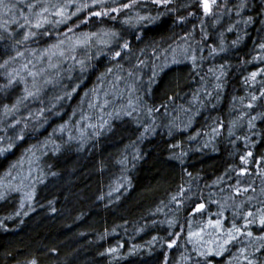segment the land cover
I'll use <instances>...</instances> for the list:
<instances>
[{"label": "trees", "instance_id": "obj_1", "mask_svg": "<svg viewBox=\"0 0 264 264\" xmlns=\"http://www.w3.org/2000/svg\"><path fill=\"white\" fill-rule=\"evenodd\" d=\"M25 1L0 19V264H264V0H72L60 23L71 0ZM68 37L87 44L32 91L23 58Z\"/></svg>", "mask_w": 264, "mask_h": 264}, {"label": "rangeland", "instance_id": "obj_2", "mask_svg": "<svg viewBox=\"0 0 264 264\" xmlns=\"http://www.w3.org/2000/svg\"><path fill=\"white\" fill-rule=\"evenodd\" d=\"M89 1V0H86ZM93 0H90L88 3H90ZM97 5L96 7H100L101 3L99 4H93ZM104 3V2H103ZM102 3V4H103ZM4 4L7 6V10L5 8L0 7V19L8 21L7 23L11 22L13 19V22L17 20V18H14V13H12L10 6L12 4H15L18 6L20 9L26 4L25 0H4ZM32 5H34L35 9H39L41 6V3L35 2V0H32ZM68 5V6H67ZM66 5V12H69V10H74L73 12L77 11V8H83L82 4L80 3H75L72 0L67 2ZM75 5V9H73V6ZM210 9H211V4H209ZM100 7L99 9H101ZM54 11V17H57L56 19L53 18V21L57 22L58 19L60 20L61 16L55 15L57 11V7L53 10ZM65 12V13H66ZM24 19V18H23ZM31 21V24H33V19H29ZM87 41L85 39H79V38H65L60 41L54 42L51 46L39 49L36 52H32V54H29L27 57L23 58V61L31 64L32 67L30 66V69H32V72L29 73V77L32 78V91L34 89L35 85V80H37L36 77L46 75L49 73L50 70H54L58 65H64V64H71L76 60V56L79 54L78 51L80 48H83L86 46ZM27 64V66L29 65ZM37 64V65H36ZM29 68V66L27 67ZM37 72H40L39 75H37ZM32 75V76H31ZM18 78V75L15 77ZM40 81H47V79H42ZM131 102V98H129L128 94L123 95V93L120 95L119 92H116L112 98H109L108 96H103L102 100L98 103L97 106H95L94 109L96 111V114H94L95 118L102 122L104 121L106 115L109 113H113L117 111L118 113L125 112L127 109L128 104ZM95 105V104H94ZM84 116V115H83ZM89 115L85 114V116L82 118V122H78V124L74 127L75 135L78 137H84L87 131L90 129H94L97 123H95L94 120L89 119ZM16 174V173H15ZM12 174L10 175V180L13 184L18 185L17 181V174L16 175ZM10 182V183H11ZM27 184V183H26ZM26 184H24L26 186ZM31 187V184L29 188ZM24 192V191H23ZM26 199V198H25Z\"/></svg>", "mask_w": 264, "mask_h": 264}, {"label": "snow or ice", "instance_id": "obj_3", "mask_svg": "<svg viewBox=\"0 0 264 264\" xmlns=\"http://www.w3.org/2000/svg\"><path fill=\"white\" fill-rule=\"evenodd\" d=\"M104 0H93V4L95 3H103ZM136 2V0H132V3H126V4H123L122 7L123 8H130L132 7V4H134ZM154 3L156 4H168L169 3V0H153ZM212 3H215V0H212ZM0 7H3L5 8V10H7V6L4 4V0H0ZM30 8L34 7V5H29ZM57 7V11L55 13V15L57 16H61L63 17L64 19H67V16L65 15V12H66V6H56ZM82 7L84 8H87L89 7V5L87 4H84ZM203 7H204V11L205 13H209L211 11L210 9V6H209V0H203ZM81 10V8H77V12H79ZM48 9L47 8H44L42 9V12H47ZM111 12H119L120 11V8H111L110 9ZM38 16H40V14H37ZM73 15H75V13H73ZM92 15H95V16H107L109 15V11L108 10H102V11H97V12H94L92 13ZM115 17H113L114 19ZM138 22H142V21H148L149 23H153L155 21L156 18L154 17H150V16H138ZM24 21H25V24L24 25H21V27H24L25 25H31V21L27 18V17H24ZM47 22V18H41V19H38L37 22L32 25L33 27H36V28H40L43 26L44 23ZM58 23L60 22H63V20L61 21H57ZM0 27H6V25H0ZM69 31H71V29H69ZM30 35H34V33H31V32H28L24 35V39L27 40L29 38ZM105 35H109V33H105ZM110 35L112 36H115L116 33H111ZM128 44L125 43L123 45L124 48H128ZM261 48H264V44L261 45ZM120 55V52H117L116 53V56H119ZM195 59V57H193V60ZM111 71V69L109 70ZM257 73H252V78L255 79ZM29 95H32V93H29ZM253 99H255V97H253ZM9 148H11V145H9ZM4 151H6V149H0V154H2ZM249 156L251 155V153L248 154ZM243 159V158H242ZM247 161H245L246 163ZM30 198V197H29ZM175 199V198H174ZM204 207L203 204H200L197 206V210H200ZM249 215H251V213H249ZM211 223V222H210ZM249 223H251V221H249ZM260 224L261 225H264V217H262L260 219ZM220 226V222L217 221L216 222V227L219 228ZM233 229L235 230V232L239 233L240 232V229L239 228H236L235 225H233ZM190 236H193V235H198V234H193V233H190L189 234ZM248 236H251L252 233L251 232H248L247 233ZM236 237L234 235H232V230H229L228 232V239L224 240V244H228L230 241L234 240ZM173 244H175V241H172L170 244H169V247H172ZM221 250H223V245H221ZM217 255L220 254V252H217L216 253ZM31 264H36V261L33 260L31 261ZM249 264H251V261H249Z\"/></svg>", "mask_w": 264, "mask_h": 264}]
</instances>
